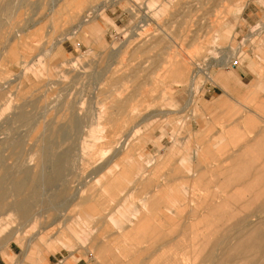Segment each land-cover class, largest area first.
<instances>
[{
    "label": "rangeland",
    "instance_id": "rangeland-1",
    "mask_svg": "<svg viewBox=\"0 0 264 264\" xmlns=\"http://www.w3.org/2000/svg\"><path fill=\"white\" fill-rule=\"evenodd\" d=\"M41 1L37 5L44 9L38 11L36 37H22L20 46H7L0 61V178L5 180L6 172L8 180L26 175L32 181L30 189L16 191L9 181L1 184L0 264H63L70 256L88 264H162L173 252L187 253L182 264H264V157L255 164L250 155L256 147L247 140L257 141L264 133L254 137L247 126L238 132L235 127H205L197 122L243 113L263 119L264 105L262 109L259 103L254 105L253 97L264 101V90L247 92L251 101H232L230 92L216 100L220 93L216 89L210 94L214 98L208 99L207 91L222 82L225 93L230 83L242 91L256 80V67L264 68V0H79L70 10L52 13L49 0ZM234 60L238 66L232 67ZM179 72L186 76L182 85L177 83ZM214 104L232 108L221 116L214 108L203 109ZM71 122L76 125L74 133ZM215 129L220 131L217 135ZM52 130L63 135L50 136ZM172 135L179 146L173 162L202 155L210 165L193 168L205 173L203 181L190 182L180 173L169 176L168 163L159 170L160 183L143 189L130 174L105 198L111 216L124 226L132 224L148 196L156 195L161 212L169 217L168 222H159L162 238L138 245L150 233L121 230L111 237V249L98 255L89 242L82 248L76 243L71 249L58 248L55 238L60 234L54 238L39 234L53 219L54 232H74L94 224V218L89 221L82 213L86 216L91 205L95 208L99 203L100 186L95 182L110 171L98 169L110 160L111 152L127 149L111 166L123 161L135 169L132 163L147 156L151 162L161 160L172 145ZM245 141L250 155L233 176L240 182L221 189L227 183L221 180L224 172L216 170L228 164V154L240 153ZM214 162L223 163L214 167ZM260 173L261 188L255 189ZM169 187L180 198L186 187L207 202L217 201L212 196L219 195L241 203L230 209L215 206L214 220L195 221L187 211L181 217L167 212L178 205ZM78 188L83 189L76 195ZM60 189L66 194L56 202ZM90 191L95 194L93 203L82 204L78 197ZM259 198L261 205H255ZM204 209L199 206V213ZM150 219L152 225H159ZM211 226L212 237H202ZM196 235L198 254L189 262ZM239 241H248L250 248L240 256L231 249ZM114 244L120 252L126 251L125 258L114 257Z\"/></svg>",
    "mask_w": 264,
    "mask_h": 264
},
{
    "label": "crops",
    "instance_id": "crops-1",
    "mask_svg": "<svg viewBox=\"0 0 264 264\" xmlns=\"http://www.w3.org/2000/svg\"><path fill=\"white\" fill-rule=\"evenodd\" d=\"M37 0H0V61H4V54L7 52L6 47L8 46H20L21 42L19 41L22 37L26 38H32L36 37L37 35V26H38V11L43 10L44 8H41L37 5ZM46 9V8H45ZM46 12H49L47 9L45 10ZM18 40V41H16ZM30 46H32V43H29ZM177 67V70H181L180 64L175 65ZM241 66V65H240ZM239 66V67H240ZM249 66L251 68L254 67V64L252 61L249 60ZM238 67V68H239ZM257 72H256V80L250 82V84H246L244 87V90H240V88H236V85L234 83H230V85L226 86L227 92L222 90L221 85L219 86H214L213 89H209L208 92V99L214 98L212 97L211 90L214 91V89L218 90L220 93L216 94L218 97L216 100L219 98H222V96L227 98V93L230 92L231 95V100L232 101H251L249 99V96H247V92H252L254 90H259L262 89L264 90V68L261 66L256 67ZM234 73H236L238 76L243 77L242 71L238 69L233 70ZM183 76V77H182ZM251 76V75H250ZM180 81L179 85H182L184 83L183 81L185 80L186 76L179 72V75L177 76ZM178 85V86H179ZM230 90V91H229ZM215 93V92H214ZM261 93V91L259 92ZM256 94V93H255ZM253 102L254 105L261 106L260 109H262V106L264 105V101L262 97H256V95L253 97ZM210 104V103H208ZM207 104V105H208ZM205 106L203 109L205 111H209L214 108L216 110L217 115H223V113H227L232 107L230 106H217L214 104V106L211 108L209 106ZM239 108H243L248 110L247 106H240ZM245 109V110H246ZM253 113L256 116V113L254 111H248V113ZM249 113V114H250ZM264 119V116H263ZM261 117H255L253 118L250 115L244 114H239L238 117H233V118H214V119H204V120H198V125L200 126H205V127H215V126H226L228 129H232L233 127L237 128L238 132H242L244 130V127H248V130L250 133H254V137L257 135L262 136V133H264V122ZM227 129V130H228ZM217 132H220L219 130H214V135H217ZM172 145L168 149V153L163 156V158L160 160L159 158L151 162L150 159L145 157L139 162L132 163V168L135 167V169H129V163H125L123 161L115 163V165L111 166L113 161L124 153L125 151L121 152H116L112 153V156L110 157L109 161H106L105 164L99 166L98 171L103 172L105 169H108L110 171V175H106L98 180H96V184L98 183L99 187V192H98V200L99 202L97 204V207H93L91 205V209L86 212V216L84 213L83 217H86L89 221L94 218V224L92 221V224H89V226H86L84 229H78L70 232V230L66 231H58L54 232L53 230V224L56 220L49 221V223L46 226V229L44 232H41L39 234H43L44 236H49L50 238H54V236L57 234H60L59 238H55V246L58 248H65V249H71L72 244L77 245V247H84L85 243L90 244V247L93 248L98 255H102L104 253H107L112 245H111V237L114 236L115 233H118L119 231H126V230H131L135 231L137 233H150V236L144 237L141 242L138 243V245L142 244H148V242H151V240H158L162 238V235L160 234V228L163 227L162 224L159 222L161 219H163L165 222H168L169 217L165 214H163L160 210V202L158 201L159 199L156 197V195H151L148 196L147 201H143L141 204V212H136L134 213V217L131 218L132 224H125L124 226L120 225V223L111 216V213L108 210V200H105V198L108 196V193L115 189L117 186L121 184L123 181H127L129 178V175L132 174L133 178L132 182L136 181V183L141 184V187L143 189H149L153 183H160L159 182V170L165 166L166 164L170 163V172L171 174L169 176H176L177 173H180L184 179H187L188 181H203L205 179V173H198L196 170L193 168L195 166H202L204 169H207V167H210V165L202 159V155H196L193 156L191 159H186V158H179L177 162H173L172 158L174 156L173 151L176 149V147H179L177 144V138H175L174 135H172ZM249 142L252 140L254 146L256 149L253 150L252 155L254 159V163L257 164V160L262 161L261 159L264 157V150L262 147V142L264 140V137H261L257 141L253 140L252 138L247 139ZM246 141L245 144L242 145V150L240 153H232L228 154V164L226 166H222L220 168H217V174L223 173L224 172V178H221L223 180L222 182H226L227 184L224 186H221V189H227L226 187H229L230 189L232 187L233 182H240L239 178L233 177V175L238 174V171L243 165V158L246 156H249L247 153L249 152L246 148ZM226 148V147H224ZM218 156H222L218 154ZM125 157L124 159H126ZM192 160V161H191ZM232 160V161H231ZM223 162H214L213 166L218 167L222 164ZM233 163V164H232ZM205 164V165H204ZM262 163L259 164V167H261ZM219 169H222L219 171ZM225 169V170H224ZM178 171V172H177ZM223 171V172H222ZM184 172V173H183ZM194 174V175H193ZM196 175V176H195ZM228 175V176H226ZM190 176V177H189ZM194 176V177H193ZM231 178V179H230ZM231 181V182H230ZM171 181L169 180V183ZM259 183V185L255 186V189H260V182H261V173L259 174V177L255 178V183ZM88 184L83 187L87 188ZM159 185H156L155 188H158ZM223 187V188H222ZM83 188H80L82 190ZM169 191L171 190V187L168 188ZM242 187L240 185V189L237 191V195L240 194ZM61 193L56 196L55 201H59L63 196L66 194L64 189H60ZM79 190V191H80ZM182 190L185 191L184 195L182 198L177 195V191H170L169 193L176 198V205L177 207L174 209H168V213H172L175 216H182V213L187 211L190 214L193 215L195 218V221H198L199 218H201V222L205 221L208 217L213 219L214 215V207L221 206L223 205H231L233 206L234 204L239 205L241 202H231L228 200L223 199V197H220L219 195H213L212 197L216 198L217 201H211L207 202L202 200L200 194H192L187 190V188L183 187ZM94 193L90 191L87 195L85 196H80L81 203L82 204H90L93 203L95 197ZM186 197V199H185ZM229 198H238V197H229ZM54 201V202H55ZM175 204V203H174ZM254 204L261 205V201L259 198V201L255 202ZM214 205V206H213ZM199 206H205L204 211L202 213H199ZM151 217L154 218L155 223L157 222L159 225H152L150 223ZM90 218V219H89ZM85 219V220H86ZM129 221V222H130ZM156 223V224H157ZM127 226V227H126ZM137 226V227H136ZM129 227H131L129 229ZM212 229L213 226L210 227V233H205L202 234V237L208 238L212 237ZM78 235V236H77ZM198 237L199 235H196L195 238L193 239V249L190 252L191 254H188V260L191 262L192 257L195 258L196 260V255L198 254ZM145 240V241H144ZM30 242H27V248L30 247ZM115 245V256L116 258L124 257L126 254V251H121L119 245ZM184 255V256H183ZM70 256V258L66 259L63 264H88L83 259H79L77 261H74V257ZM187 261V253L186 252H176L169 254L168 256L164 257L163 263L162 264H182V262ZM1 264H7L3 261H1Z\"/></svg>",
    "mask_w": 264,
    "mask_h": 264
},
{
    "label": "bare ground",
    "instance_id": "bare-ground-1",
    "mask_svg": "<svg viewBox=\"0 0 264 264\" xmlns=\"http://www.w3.org/2000/svg\"><path fill=\"white\" fill-rule=\"evenodd\" d=\"M37 1H39V3H42L43 1H41V0H37ZM60 1H62V0H49V3H47L48 4V6H49V11L52 13V12H55V11H57V10H61V11H67V10H70V9H72V8H74L75 6H77V4L79 3V0H63L62 2H60ZM43 4V3H42ZM183 77V76H182ZM245 109H246V107H245ZM71 111V110H70ZM101 113V112H100ZM71 114V113H70ZM75 123H73V122H71V125L69 126V128L70 129H72V131H73V133L75 132V130H76V128H75ZM77 130H78V128H77ZM40 131V130H39ZM39 131H38V133H39ZM41 132V131H40ZM48 134L50 135V136H60V135H63L62 134V132L61 131H54V130H52V131H50V132H48ZM68 137V136H67ZM59 139V138H58ZM125 139H126V137H125ZM125 139L124 138H122V140H121V142L119 143V146L118 147H120V149H121V147H123V144H124V141H125ZM53 141V140H52ZM247 142V141H246ZM53 143L54 142H52V145H53ZM112 143H113V141H112ZM249 144V143H248ZM247 144V145H248ZM118 145V144H117ZM15 149H17L16 147H15ZM115 149H118V148H115ZM232 154V153H231ZM67 158V157H66ZM65 161V160H64ZM192 161V160H191ZM232 161V160H231ZM246 161V160H245ZM248 161V160H247ZM72 162V161H71ZM228 162V161H227ZM233 164V163H232ZM53 165H55L54 163H53ZM205 165V164H204ZM246 167V166H245ZM60 168V167H59ZM59 168H58V170H59ZM2 168H1V159H0V170H1ZM62 169V168H61ZM249 169H252V168H249ZM248 169V170H249ZM57 170V171H58ZM5 172V171H4ZM53 172H54V170H53ZM178 172V171H177ZM59 173V172H58ZM184 173V172H183ZM251 173V172H250ZM255 173V172H254ZM178 174V173H177ZM256 174V173H255ZM96 175V174H95ZM194 175V174H193ZM196 176V175H195ZM234 176V175H233ZM190 177V176H189ZM194 177V176H193ZM240 177V176H239ZM250 177H252V176H250ZM253 177H255V176H253ZM40 178V177H39ZM244 178V177H243ZM231 179V178H230ZM251 179V178H250ZM7 181H9V183H10V189H12V190H14V191H16V190H19V189H22V188H24V187H27V188H29L30 189V187H31V180L30 179H28L27 177H26V175H23L22 176V178H19V179H12V180H8V176H7V174H6V172H5V180L3 179V178H0V190L2 189V183L3 182H7ZM37 181H39V180H37ZM56 181V180H55ZM223 181V180H222ZM231 182V181H230ZM241 182H244V180L243 181H241ZM245 183V182H244ZM81 187H82V185H80ZM226 188H229V187H226ZM5 189H3V191H4ZM79 190H80V188H78L76 191H77V193H76V195H78V192H79ZM75 191V192H76ZM74 192V193H75ZM3 193V192H2ZM75 195V194H74ZM253 195H254V193H253ZM3 197V195L0 193V199ZM73 197H75V196H73ZM29 203V202H28ZM220 205V204H219ZM256 205V204H255ZM27 206H29L28 204H27ZM214 206V205H213ZM227 207V209H230L229 207L231 206V205H223V207ZM242 206H243V203H242ZM1 207V206H0ZM14 208V207H13ZM27 208V207H26ZM221 209V208H220ZM30 210V209H29ZM247 211H249V210H247ZM245 212H243V214H244ZM255 213V212H254ZM245 215H246V213H245ZM244 216V215H243ZM253 216V215H252ZM254 216H256V215H254ZM1 217V216H0ZM27 217V216H26ZM255 218V217H254ZM251 219V218H250ZM255 220V219H254ZM235 221V220H234ZM233 221V222H234ZM249 221V220H248ZM256 222V221H255ZM251 223V222H250ZM250 223H249V225H250ZM252 223H254V222H252ZM259 224V223H258ZM240 225V224H239ZM243 225H245V224H243ZM137 227V226H136ZM241 228V227H240ZM244 228V227H243ZM161 229V228H160ZM164 229V228H163ZM242 229V228H241ZM246 227H245V231H246ZM250 230V229H249ZM252 230V229H251ZM236 231H239V230H236ZM72 233V232H71ZM243 235V234H242ZM78 236V235H77ZM241 237V236H240ZM249 241V240H248ZM248 241L247 242H243V241H239L238 243H237V245H234L233 246V248H231L233 251V253H235V254H237V255H239L240 256V254L242 255L244 252H246V251H248V249H250L249 248V244H248ZM255 242V241H254ZM227 243V242H226ZM258 243V242H257ZM229 247V246H228ZM227 247V248H228ZM231 247V246H230ZM236 250V251H235ZM227 254V253H226ZM184 262V261H183ZM182 262V263H183ZM193 264V263H192Z\"/></svg>",
    "mask_w": 264,
    "mask_h": 264
},
{
    "label": "built area",
    "instance_id": "built-area-1",
    "mask_svg": "<svg viewBox=\"0 0 264 264\" xmlns=\"http://www.w3.org/2000/svg\"><path fill=\"white\" fill-rule=\"evenodd\" d=\"M232 67H235V66H238V61L237 60H234L233 62H232V65H231Z\"/></svg>",
    "mask_w": 264,
    "mask_h": 264
}]
</instances>
